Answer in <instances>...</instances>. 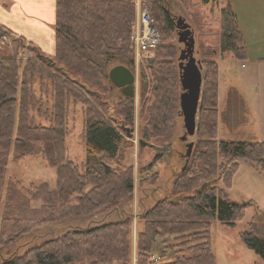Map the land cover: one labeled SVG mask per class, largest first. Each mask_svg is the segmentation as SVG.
Masks as SVG:
<instances>
[{"label": "trees", "instance_id": "16d2710c", "mask_svg": "<svg viewBox=\"0 0 264 264\" xmlns=\"http://www.w3.org/2000/svg\"><path fill=\"white\" fill-rule=\"evenodd\" d=\"M141 1L147 5L161 34L155 56L146 60L156 83L152 89L155 99L147 109L146 126L142 129L143 144L146 138L163 136L168 140L171 136L179 111L181 82L176 47L163 43L165 38L177 34L168 1ZM224 1L219 15L220 51L245 60L247 51L236 12L230 0ZM136 16V0H56L54 55L43 53L25 37L0 25V29L14 37L19 50L29 48L37 54L36 60L26 61L17 55H0L1 248L48 223L88 217L101 209L116 207L132 196L133 166L121 168L118 160L124 133L118 118L107 114L102 92H106L105 81L112 83L105 71L107 63L117 58L124 59L129 66L135 63L131 34ZM201 62L205 77L198 138L192 149L199 161L192 164L190 175L181 176L183 183L178 179L175 184L179 190L195 191L178 200L164 198L142 216L145 227L138 235L136 264H217L211 248L213 222L235 226L250 205L234 201L227 190L240 162L246 161L264 171V140L218 137L219 64L214 59ZM142 75L147 77L146 71ZM120 89L124 106L118 115L131 124L134 85ZM87 94L93 99L92 105ZM72 100L88 106L83 111L87 159L82 164L69 157L66 145ZM27 156L41 157L56 169L55 187L46 181L25 187L17 178H7L10 162ZM112 161L119 165L111 164ZM216 176L221 186L211 182L204 189L197 187L199 182L212 181ZM33 200L40 205L35 207ZM131 234L132 219L127 216L68 230L31 246L23 254H12L0 264H114L117 260L130 264ZM173 234L179 239L177 245L187 244L191 255H179L181 249L176 251L174 260L156 262L152 258L156 239ZM240 235L245 245L264 260V235L253 228L241 231ZM106 236H113L115 247L96 249L95 245Z\"/></svg>", "mask_w": 264, "mask_h": 264}, {"label": "rangeland", "instance_id": "374dc122", "mask_svg": "<svg viewBox=\"0 0 264 264\" xmlns=\"http://www.w3.org/2000/svg\"><path fill=\"white\" fill-rule=\"evenodd\" d=\"M167 1L176 23L178 17L182 16L194 24L197 30V40L199 39L197 47L198 45L199 47H203L200 55L204 56L210 54L212 49H206L204 46L219 45L220 43V36L217 37L215 35L217 32L220 33V21L218 19L217 23L215 20L220 13V8L225 4V1L210 0L209 3H204L203 0ZM233 1L235 2V0ZM252 2L253 4H251V6L246 0L244 8L252 11L256 17H260L258 21H250V13L247 11L246 13L245 11L242 12V17L250 21L244 20L245 25L248 26H246L250 40H248V45H256L257 43H254L255 38L258 37L256 35H264V0H253ZM238 3L240 2H237V4ZM238 22L240 25L239 20ZM251 31H253L252 34H250ZM203 34L204 37L202 36ZM165 39L166 41L163 43H170L176 47V57L178 58L181 48L183 47V44L178 41V35L175 34ZM212 53L213 52H211L213 59H221L220 47L217 50L218 54ZM2 54L17 55L20 59L25 61L28 58L33 60L37 59L36 52L29 48H21L19 50L14 37L0 29V55ZM225 54L226 56L221 63L222 88L223 90H228L227 94L229 96L243 98L248 90V85L245 84L248 77L245 78L243 74L245 71L252 69V63L248 62L249 68H242L241 63L245 61L247 64L246 60L235 61L234 59L228 58V56H232V53L226 52ZM262 54H264V52L261 53V55ZM146 60L147 59H144L139 67H137V63L129 66L126 64L125 60L121 58H117L105 65V71L108 74L109 70L118 64L128 65L136 72L133 123L126 124V122L122 121L120 115H118V111L124 106V97L122 96L121 89L116 87L113 83L108 84L106 83L107 81H105L106 92L104 93L101 91L103 94L102 97L106 102L105 108L107 114L118 118V125L124 133V142L118 160L121 168L133 166L134 190L132 196L120 201L116 207L110 206L106 209H101L88 217H78L64 221L57 220L48 223L30 234L17 239L15 242L5 247H0V263L3 259L12 254H23L31 246L40 244L50 238L59 237L68 230L93 227L104 222H114L130 216L132 219V234L129 239L131 245L130 264H136L138 260V235L145 227V221L142 219V216L164 198H174L178 200L195 191L194 188H191V191L185 192L175 187L176 181L179 179L178 182L180 181L183 183L181 176L183 174L190 175L192 164L199 161V159L195 160L197 154L194 151L189 158L187 157L188 141L194 142L195 149L198 134L195 133L189 136L188 140L183 139L182 136H184L186 129L183 116L180 112V103L179 111L174 118L173 130L169 139L167 140L163 136L150 137L144 139V143L140 144L142 129L146 126L145 117L147 109L155 99L152 89L156 81L151 74L152 71L146 66ZM177 63L179 64V61H177ZM143 70L146 71L147 77L142 75ZM243 77L244 80L242 81ZM252 78L253 77L250 76V79ZM249 86L251 87V85ZM92 89L94 88L92 87ZM180 92L181 86L179 88V95ZM87 96L92 105V103H94L93 99L88 94ZM200 103L198 121L200 116ZM87 107V105L85 106L81 102L75 104L72 100L68 115L67 125L69 129L66 145L69 157L78 164H82V162L87 159V149L84 142L85 118L83 114L84 109ZM239 113L241 117L237 123H242L245 121L246 111H241ZM38 121L44 125L48 124V122L43 119H38ZM224 130L223 132L219 128L218 137L231 139L229 136L232 137L233 134L226 128ZM201 150H205V147L201 146ZM157 156L158 159H156ZM240 163L239 169L233 176L232 184L227 190L230 198L234 201L239 203L250 202V205L246 208L244 217L237 221L235 226L230 227L222 224L220 221L213 222L211 227V248L216 256L217 264H264L262 257L249 249L242 241L240 235L241 231L251 228L255 229L259 235H264V171L246 161H241ZM111 164L115 166L119 165L115 161H112ZM217 176L212 177V181L208 182H215L218 186H221V182L218 181ZM9 177L17 178L25 187H30L33 184L37 185L45 181L49 182L53 187L56 185V169L41 157L37 156H27L18 162H10L7 173V178ZM203 182L204 181L199 182L197 187L202 186L201 184ZM32 203L35 207L40 205V202L36 200H33ZM111 238H113V236H106L101 242L95 245V248L97 249L105 246L115 247L113 239ZM178 242L179 239H176L174 234L158 237L152 250V258L159 263L168 262L174 260L177 257L176 251L181 249L183 253L179 252V255H191L192 252L188 249L187 244L177 245ZM123 263V261L117 260L114 264ZM87 264L89 263L87 262Z\"/></svg>", "mask_w": 264, "mask_h": 264}, {"label": "crops", "instance_id": "0c3cea01", "mask_svg": "<svg viewBox=\"0 0 264 264\" xmlns=\"http://www.w3.org/2000/svg\"><path fill=\"white\" fill-rule=\"evenodd\" d=\"M236 12L237 19L240 21L244 44L246 46V61H242V68H249L248 62L252 63V69L245 71L243 76L248 77L245 84L248 85L247 93L243 98L233 97L227 94L228 90H223L221 82V63L225 53H221V59L215 58L219 64V128L224 132L225 128L233 134L231 139L235 140H264V35L258 34L255 38L256 45L249 44V35L247 34V25L245 21H258L260 16H255L252 11L244 8L246 0H230ZM253 0H247L251 5ZM237 2H240L237 4ZM242 2V3H241ZM261 4V3H260ZM241 7H240V6ZM252 6V5H251ZM249 8V7H248ZM250 13L249 19L242 17V12ZM219 15L215 20L218 23ZM185 18V17H184ZM195 35V55L202 61L204 58H212V54H218L219 45H205L204 48L212 49L208 55H200L203 47H197V30L190 20ZM56 21V0H0V25L10 29L19 36L25 37L28 41L37 46L43 53L54 55L56 50L55 36ZM239 23V22H238ZM257 25V24H256ZM247 26V27H246ZM255 26V25H254ZM251 31L250 34H252ZM215 35L218 37L220 33ZM204 37V34L202 35ZM200 37V35H199ZM249 40V41H248ZM247 41V42H246ZM231 53V52H230ZM209 56V57H207ZM228 58L238 61L234 54ZM250 76L253 77L250 79ZM244 80V77L242 81ZM227 82V81H226ZM251 85V87L249 86ZM246 111L245 121L237 123L240 120L239 112ZM227 116V117H226ZM227 118V119H224ZM229 134V133H228ZM222 137V136H221ZM224 137V136H223ZM241 164V163H240Z\"/></svg>", "mask_w": 264, "mask_h": 264}, {"label": "water", "instance_id": "95a60500", "mask_svg": "<svg viewBox=\"0 0 264 264\" xmlns=\"http://www.w3.org/2000/svg\"><path fill=\"white\" fill-rule=\"evenodd\" d=\"M177 35L180 43L183 44L179 56L180 69V109L183 116L186 132L183 139L196 133L198 125V111L201 99L202 86L204 82V71L202 62L195 55V35L184 17L177 19ZM109 78L111 82L118 88L128 85H135L136 72L125 64H118L109 70ZM194 146L193 141H188L187 157L189 158ZM210 182H205L200 187L204 189Z\"/></svg>", "mask_w": 264, "mask_h": 264}, {"label": "built area", "instance_id": "2783aa9c", "mask_svg": "<svg viewBox=\"0 0 264 264\" xmlns=\"http://www.w3.org/2000/svg\"><path fill=\"white\" fill-rule=\"evenodd\" d=\"M137 18L131 40L134 49L135 64L140 66L144 59L155 56L156 48L161 43V34L157 29L155 19L146 5L137 0Z\"/></svg>", "mask_w": 264, "mask_h": 264}]
</instances>
